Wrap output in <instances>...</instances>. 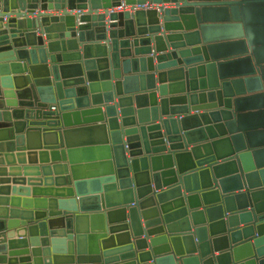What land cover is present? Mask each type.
Wrapping results in <instances>:
<instances>
[{
    "label": "water",
    "instance_id": "95a60500",
    "mask_svg": "<svg viewBox=\"0 0 264 264\" xmlns=\"http://www.w3.org/2000/svg\"><path fill=\"white\" fill-rule=\"evenodd\" d=\"M0 264H264V0H0Z\"/></svg>",
    "mask_w": 264,
    "mask_h": 264
},
{
    "label": "built area",
    "instance_id": "2783aa9c",
    "mask_svg": "<svg viewBox=\"0 0 264 264\" xmlns=\"http://www.w3.org/2000/svg\"><path fill=\"white\" fill-rule=\"evenodd\" d=\"M175 3L173 2H167L162 4H153L146 2L144 4H136L134 6L126 5L125 3L121 2L119 5L114 6L109 9V11H115V12H122V11H132V10H138V9H145V8H157L158 6H162L164 8H170L173 7Z\"/></svg>",
    "mask_w": 264,
    "mask_h": 264
}]
</instances>
